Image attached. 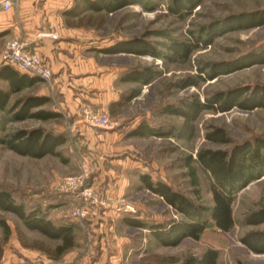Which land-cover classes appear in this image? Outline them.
Listing matches in <instances>:
<instances>
[{
	"label": "rangeland",
	"instance_id": "rangeland-1",
	"mask_svg": "<svg viewBox=\"0 0 264 264\" xmlns=\"http://www.w3.org/2000/svg\"><path fill=\"white\" fill-rule=\"evenodd\" d=\"M127 1L129 5L111 14L86 12L82 19L69 21L74 25L77 22V27L85 30L87 47L90 48L88 53L94 50V46L97 48L96 52L89 54L95 57L97 68H102L100 77L103 78V90L106 89L103 95L114 94L119 99L121 93L130 90L140 92L135 99L113 113L105 106L104 112L109 114L113 128L104 131L88 128L81 134L71 129L72 118L67 113L45 122L35 119L12 122L9 115L0 112V136L19 129L42 127L64 133L67 138L66 143L57 149L61 154L59 157L32 159L18 156L0 146V187L12 192L27 208L36 204L35 202L43 206L57 204L55 209L48 212V219L69 220L76 225V246L63 256L54 258L53 249L59 242L47 240L36 232L26 230L14 215L0 211V218L7 221L11 229L5 243L0 229V264H93L98 263L96 260H100L102 254L105 264H177L188 256L199 255L207 248L219 251V264H264V255L248 253L238 242L244 233L263 228L245 227L241 224L246 213L264 207L263 178L252 182L237 194L232 206L236 224L227 234L219 233L209 226L199 241L185 239L176 248L162 249L156 248L159 245L148 233L136 228H122L118 220L119 216L126 214L120 210L121 200L134 206L139 213L138 217L144 218L147 223L181 219L162 201L143 189L138 178L141 174H148L153 180L169 184L196 203L211 205L208 176L194 164L200 182V199L196 200L189 184L185 158L192 156L194 159L197 151L202 148L224 147L204 139L205 129L210 125L222 127L237 142L264 134L263 109L252 112L234 109L225 114L201 112L193 123L191 132L182 139L128 138L127 133L142 120L154 126L178 128L182 122L180 117L159 114L164 105L180 104L193 97L202 101L205 96L217 91L264 82V65H256L212 81H200L196 87L184 90L178 88V83L188 76L199 80L198 68L234 59L260 47L264 44V26L219 36L211 46L193 52L186 62L162 61L149 55L100 56L98 53L99 49L116 41L132 38H141L157 52L164 53V46L172 40H188L202 26L215 20L234 13L264 9V0H205L183 20L168 14L170 0ZM133 66H150L159 72V76L144 87L119 83V73ZM107 77L109 78L105 81ZM36 93L37 87L34 86L13 94L8 107L16 99ZM86 95L99 98L91 93ZM49 97L51 102L44 107L46 109L54 110V106L63 101L56 90H50ZM115 160L124 163H116ZM84 162L90 170V181L87 184L97 189L106 206L98 212L97 217L80 220L72 216L78 204L76 194L64 192L60 187L67 178L78 176L80 165ZM119 180L125 181L122 189H118L115 183ZM69 196L73 200L68 199ZM99 241H102L101 248ZM112 244L143 247L139 257L132 254L130 257L125 255L114 260L105 250V247ZM41 247L49 249L51 256L42 251ZM103 260L101 259L102 262Z\"/></svg>",
	"mask_w": 264,
	"mask_h": 264
},
{
	"label": "trees",
	"instance_id": "trees-1",
	"mask_svg": "<svg viewBox=\"0 0 264 264\" xmlns=\"http://www.w3.org/2000/svg\"><path fill=\"white\" fill-rule=\"evenodd\" d=\"M203 1L205 0H170L167 12L170 16L183 20L189 17ZM126 5H129L127 0H73L72 6L62 15L69 22L70 19H82V15L86 12L111 14ZM68 25L73 26L74 23ZM262 26H264V9H258L230 14L215 20L202 26L188 40H172L164 46V53L157 52L141 38L116 41L99 49L98 53L108 56L149 55L162 61L186 62L193 52L211 46L219 36ZM256 65H264V44L234 59L210 63L198 68L197 77L199 80H196V77L188 76L178 83V88L184 90L196 87L200 81H212L220 76H226ZM158 76L159 72L150 66H133L119 73L118 82L138 84L144 87L149 86ZM0 81H4L8 85L7 90L0 89V112L9 115L12 122L28 119L45 122L61 117L59 112L44 108L51 102L50 97L47 96H24L16 99L8 107L11 95L33 87L41 81L40 79L4 65L0 67ZM139 93L136 90L121 93L119 99L109 105V111L115 112L135 99ZM234 109L242 112L264 110V82L217 91L205 96L202 101L193 97L180 104L164 105L159 110V114L180 117L182 122L178 128L154 126L148 121L142 120L127 133V137L138 139L175 137L182 139L191 132L192 125L201 112L225 114ZM204 139L224 147L199 149L194 159L192 156L185 158V168L196 200L200 199V182L194 164L208 176L211 205L196 203L173 189L169 184L153 180L148 174H141L138 178L143 189L162 201L181 219L147 223V221L139 219L137 212L136 214H124L123 224L139 230H147L152 240L163 247H176L185 239L199 241L209 226L214 227L217 232L222 234H227L234 228L236 223L232 206L237 194L252 182L264 178V134L237 142L232 140L222 127L210 125L205 129ZM66 141L64 133H56L42 127L19 129L11 134L0 136V146L18 156L32 159H42L46 156L59 157L61 154L57 149L63 146ZM35 203L27 208L21 200L14 197L12 192L0 187V211L14 215L26 230L36 232L47 240L59 242L53 249L54 258H59L76 246L74 234L76 225L69 220L53 221L48 219V212L55 209L57 204L43 206L38 202ZM241 224L245 227L263 226L262 229L244 233L238 239L239 244L251 254L263 256L264 207L246 213L242 217ZM0 229L3 232L5 243L10 236L11 229L3 218H0ZM41 249L48 255L51 254L49 249H43V247ZM218 259L219 251L207 248L199 255L186 257L180 264H218Z\"/></svg>",
	"mask_w": 264,
	"mask_h": 264
},
{
	"label": "crops",
	"instance_id": "crops-1",
	"mask_svg": "<svg viewBox=\"0 0 264 264\" xmlns=\"http://www.w3.org/2000/svg\"><path fill=\"white\" fill-rule=\"evenodd\" d=\"M1 2L2 0H0V67L4 66L1 64V54L6 43L14 37H20L26 41L27 49L37 54L52 72L50 83L40 81L34 85L37 87V93L34 95L49 97L50 90H56L63 101L58 106H54V111L61 115L67 113L72 118L71 129L83 134L86 129L90 128L81 120L84 110L105 111V106L108 108L118 98L114 94L103 95L106 89L103 90V78L100 77L102 68H97L95 57L89 54L96 52L97 48L94 46V50L92 49L94 52L89 51L88 53L90 48L87 47L85 30L79 29L77 22L73 25L75 27L68 25L70 22L66 21L62 15L72 6L73 0H12V7L8 10L2 8ZM6 87L8 88L7 83L0 81V89L7 90ZM88 93L97 95L99 98L94 99L92 96L86 95ZM106 96L109 98L105 99ZM95 130L104 131L103 129ZM115 162L123 161L115 160ZM115 183L118 185V189H122V185H125V181L119 180ZM108 191L105 192L109 193ZM67 198L73 200L71 196ZM123 216H119L118 220L120 227L126 228L128 226L123 224ZM142 231L148 233L147 230ZM101 242L99 241L98 244L100 248ZM114 244L105 247L114 260L125 255L128 257L132 254L138 257L141 255L140 250L143 246H113ZM241 247L245 249L243 246ZM156 248L171 247L156 246ZM144 249L145 246L143 251ZM246 251L250 253L248 250ZM103 256L102 254L100 260H96L98 263L93 264H105ZM147 262L146 260L145 263ZM181 262L182 260L177 264Z\"/></svg>",
	"mask_w": 264,
	"mask_h": 264
},
{
	"label": "built area",
	"instance_id": "built-area-1",
	"mask_svg": "<svg viewBox=\"0 0 264 264\" xmlns=\"http://www.w3.org/2000/svg\"><path fill=\"white\" fill-rule=\"evenodd\" d=\"M1 6L4 10L12 7V0H2ZM27 42L20 37H14L6 43L1 54V64L13 67L17 71L36 77L42 82L50 83L52 72L46 63L35 53L27 49ZM83 124L90 128L108 130L113 128L110 116L107 112H92L85 109L82 118ZM90 178L89 166L86 162L81 163L78 176L67 178L61 184L60 189L67 193H75L78 204L72 212L75 219L97 217L98 212L104 208L105 202L101 199L97 189L88 185ZM120 210L126 214H136L134 206L121 200Z\"/></svg>",
	"mask_w": 264,
	"mask_h": 264
},
{
	"label": "water",
	"instance_id": "water-1",
	"mask_svg": "<svg viewBox=\"0 0 264 264\" xmlns=\"http://www.w3.org/2000/svg\"><path fill=\"white\" fill-rule=\"evenodd\" d=\"M264 179V178H263Z\"/></svg>",
	"mask_w": 264,
	"mask_h": 264
}]
</instances>
